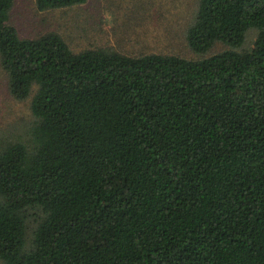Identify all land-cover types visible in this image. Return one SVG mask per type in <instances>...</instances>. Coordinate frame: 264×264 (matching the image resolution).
<instances>
[{
  "label": "trees",
  "instance_id": "obj_1",
  "mask_svg": "<svg viewBox=\"0 0 264 264\" xmlns=\"http://www.w3.org/2000/svg\"><path fill=\"white\" fill-rule=\"evenodd\" d=\"M13 2L0 65L34 123L0 140V264H264V0H198L194 59L22 39Z\"/></svg>",
  "mask_w": 264,
  "mask_h": 264
},
{
  "label": "rangeland",
  "instance_id": "obj_2",
  "mask_svg": "<svg viewBox=\"0 0 264 264\" xmlns=\"http://www.w3.org/2000/svg\"><path fill=\"white\" fill-rule=\"evenodd\" d=\"M197 4L198 0H86L39 11L35 0H14L8 14L9 24L20 38L34 39L53 32L74 52L103 49L127 56L161 54L194 59L197 56L188 49L186 32ZM254 38V31L248 32L242 49H248ZM223 50L227 46L217 44L205 57ZM30 98L18 100L11 95L8 76L0 65V140L28 141L34 123Z\"/></svg>",
  "mask_w": 264,
  "mask_h": 264
}]
</instances>
